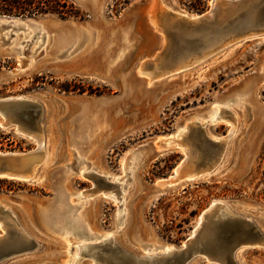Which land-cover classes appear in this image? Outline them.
Wrapping results in <instances>:
<instances>
[{
	"label": "rangeland",
	"instance_id": "374dc122",
	"mask_svg": "<svg viewBox=\"0 0 264 264\" xmlns=\"http://www.w3.org/2000/svg\"><path fill=\"white\" fill-rule=\"evenodd\" d=\"M68 1L78 17L24 15L17 16L23 27L0 25V99L34 100L39 107L30 117L43 137L31 180L0 177V264H95L85 255L76 261V247L99 238H80L52 219L59 194L86 232L108 236L106 246L112 241L135 256L144 247H181L201 214L220 201L264 238V117L256 109H264V34L162 74L171 60L192 58L199 38L201 49L232 22L264 11V0L220 22L218 36L186 32L157 8L163 3L194 17L215 0ZM66 30L73 38L61 45ZM81 32L90 37L79 41ZM250 83L254 89L246 91ZM11 128H0V152L36 148ZM206 138L222 141L210 148ZM223 146L210 173L170 184L179 163L187 158L205 168ZM241 249L237 264H264V247ZM187 264L216 263L197 256Z\"/></svg>",
	"mask_w": 264,
	"mask_h": 264
},
{
	"label": "water",
	"instance_id": "95a60500",
	"mask_svg": "<svg viewBox=\"0 0 264 264\" xmlns=\"http://www.w3.org/2000/svg\"><path fill=\"white\" fill-rule=\"evenodd\" d=\"M253 1L215 0L208 12L194 17L162 10L160 8L161 3L158 6L157 3L155 7L157 6L161 11H165L164 13L175 20V23L178 24L177 26L186 32L190 33L198 30L201 32L200 34L207 31L208 34L219 35L221 34L220 22L225 21L231 14L242 12L244 14L248 11V5ZM75 2L78 3V1ZM0 17L10 19L17 16L3 14ZM226 29L227 31L224 35L210 37L209 39H212L210 43L201 49H199V46H203V40L199 38V46L193 45L191 47L196 48V54L192 58L187 60L179 57L177 60H171L170 67L162 74L176 72L198 64L227 46L264 34V11L253 10L248 16L232 22L230 26H226ZM37 107L39 106L34 100L23 96L0 99V113L5 117L2 125L6 126V128L16 126L18 130H21L20 132H24L26 135L34 134L35 128L30 115H34L37 112ZM192 125H195L201 131L203 129V125L196 121ZM221 141H213L206 138L210 148L216 147ZM223 150L224 146L220 155L207 164L205 168L192 166L191 162L186 158L177 168L174 176H172V181L193 179L210 172L218 164ZM31 154L32 152H27L12 156L10 153L0 152V177L26 181L32 176L29 169L30 165L27 164V161L33 157ZM108 241L105 239L98 243L85 244V248L88 250V258H91L95 264H187L197 256H203L207 261L216 264H237L235 255L241 248L264 247V238L259 230L250 221L235 216L223 201L211 204L201 214L199 227L179 248H171L167 252L160 254L135 256L122 250L112 241L106 246ZM107 248L109 249L107 250ZM97 254H99L97 256L98 259L96 258ZM81 255H85V253H81Z\"/></svg>",
	"mask_w": 264,
	"mask_h": 264
},
{
	"label": "bare ground",
	"instance_id": "6f19581e",
	"mask_svg": "<svg viewBox=\"0 0 264 264\" xmlns=\"http://www.w3.org/2000/svg\"><path fill=\"white\" fill-rule=\"evenodd\" d=\"M78 2H80V0H77ZM160 8L163 10H168V9H170V8H168L166 5H163V3H161L160 4ZM183 15H185V14H183ZM23 19V18H22ZM27 19H29V18H27ZM25 21H29V20H25ZM23 23H25V22H23V20H21V18H19V17H16V18H10V19H5L4 17H0V25L2 26L3 24H10V25H16V26H22L23 27ZM27 23V22H26ZM29 23V22H28ZM127 28H129V29H131L132 30V24L129 26V27H127ZM129 29H125L123 32H124V35H123V38H124V44L125 45H128L129 44V40H128V38H127V36H128V30ZM135 35V34H134ZM145 35V34H144ZM80 37H79V41H81V42H83V41H85V40H87L90 36L88 35V34H86V32H81L80 33V35H79ZM72 38H73V34L71 33V31L70 30H66L65 32H63V34H62V37H60V44L62 45V44H67V43H69V42H71V40H72ZM134 38V37H133ZM132 40V39H131ZM131 42V41H130ZM124 45V46H125ZM28 61H29V58L27 59ZM26 60V64L25 65H21L22 66V68H25L26 67V65L28 64V61ZM22 63L24 62V61H21ZM21 63V64H22ZM261 76L263 77L264 76V74L262 73L261 74ZM161 76H159V75H157V77L156 78H160ZM149 82V81H148ZM244 89H246V91H253V89H254V86L252 85V83H250V84H248V85H246L245 87H244ZM214 106H216L215 104H213L212 105V107H214ZM222 109V108H221ZM256 109H257V112L259 113V115L263 118L264 117V109H262L259 105H257L256 106ZM217 113H213L212 114V120H215L216 119V117H217ZM4 119H5V117L3 116V114L2 113H0V128H6V126H3L2 124H4ZM81 124H83L84 126V128H85V126H87L89 129L90 128H92V124L90 123V122H88L87 120H84V119H82V122H81ZM7 128H9V127H7ZM11 128V127H10ZM83 128V129H84ZM11 130L14 132V133H16V134H19V135H22V136H25L26 138H29V139H31V140H33L34 142H36L37 143V146H36V148L34 149V150H32V151H29V152H32V154L31 155H33V157H31L28 161H27V164L28 165H30L29 166V169H30V173H32V176L30 177L31 179L34 177V174H35V172H36V167H37V162H38V160H40V157H41V155H42V144H43V141H42V138L43 137H41V133H40V131H36L35 130V133L33 134H30V135H26L24 132H20L21 130H18L17 129V127L16 126H12V128H11ZM221 138H211V140H215V141H218V140H220ZM79 146H81L82 144H81V142H79V144H78ZM184 151H186V150H184ZM12 154V156H14V155H18V153H27V152H7V154ZM43 154H44V152H43ZM185 154H186V157H187V153L185 152ZM43 158H45V157H43ZM46 159V158H45ZM44 159V160H45ZM43 160V161H44ZM182 163V162H181ZM181 163H179L178 164V166L175 168V172H176V170H177V168H179V166H180V164ZM208 173H210V172H206V174H208ZM85 175V173H83V176ZM204 175V174H203ZM202 176V175H201ZM201 176H198V177H196V178H199V177H201ZM30 178H28V179H30ZM27 179V180H28ZM30 179V180H31ZM60 179V178H59ZM193 179H195V178H193ZM185 180H192V179H185ZM178 181H172V182H170V184H172V185H175L176 183H177ZM65 201V196L63 195V194H59L58 195V201L55 203V206H53L52 208H54V215L52 216V218H54L55 220H61V222H62V219H61V215H62V212H64V210H68V208H66L67 206H64L63 205V202ZM216 203V202H215ZM215 203H213V204H215ZM66 208V209H65ZM71 220V227L72 228H74V230L75 231H79L80 233H82L83 234V236L81 235V236H78V237H80V238H89V240H91V242L94 240V239H92L93 237H95V238H99V239H96V240H94L93 242H98V241H102V240H105V239H108L109 237L108 236H105L106 238H104V239H101L102 238V236L101 235H98V234H96L97 236H92V234L94 235L95 233H90L89 231L88 232H86V230H85V228L83 227V225L81 224V222H82V219H81V216H71V218H70ZM201 223V216H200V218H199V221L197 222V224H196V226H195V228H194V230L191 232V235L193 234V232L199 227V224ZM1 228L4 230L5 228H4V225H2V223H1ZM52 230H54V231H56L58 228H57V225L56 226H51L50 227ZM84 232H86V233H84ZM88 233V234H87ZM152 237H153V239H154V241L152 242L153 243V245H158V242H159V240H158V237L156 236V234L152 231ZM84 239H79L81 242L84 240ZM101 239V240H100ZM88 242H90V241H88ZM86 244V243H85ZM85 244H82V245H79V246H77L76 247V249H77V256H76V261H78V258L81 256V253H85V256L86 257H89V256H87L88 255V250L85 248ZM145 248H147V247H144V255H151V254H158V253H164V252H167L168 250H170L171 248H172V246H170V245H164V246H160V247H158V246H153V248H156L157 250H160V252H154V250H156V249H145ZM243 249H241V251H242ZM91 259V258H90ZM66 263V262H65ZM64 263V264H65Z\"/></svg>",
	"mask_w": 264,
	"mask_h": 264
},
{
	"label": "trees",
	"instance_id": "16d2710c",
	"mask_svg": "<svg viewBox=\"0 0 264 264\" xmlns=\"http://www.w3.org/2000/svg\"><path fill=\"white\" fill-rule=\"evenodd\" d=\"M54 14L61 18L78 17L68 0H0V15Z\"/></svg>",
	"mask_w": 264,
	"mask_h": 264
},
{
	"label": "flooded vegetation",
	"instance_id": "af4514ba",
	"mask_svg": "<svg viewBox=\"0 0 264 264\" xmlns=\"http://www.w3.org/2000/svg\"><path fill=\"white\" fill-rule=\"evenodd\" d=\"M66 209V208H65ZM67 209L66 210H64V212H62V217H61V219H62V222H64L66 225H64L65 226V228L67 229V230H71V216L73 217V213H69V211H68V213H67ZM53 219V218H52ZM73 234H75L76 236H83V234L82 233H80L79 231H73L72 232ZM84 233H86V232H84Z\"/></svg>",
	"mask_w": 264,
	"mask_h": 264
}]
</instances>
